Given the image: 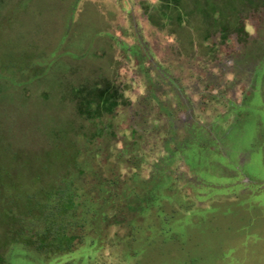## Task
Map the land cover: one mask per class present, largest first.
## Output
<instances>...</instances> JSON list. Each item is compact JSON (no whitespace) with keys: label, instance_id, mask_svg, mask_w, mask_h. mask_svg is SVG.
I'll list each match as a JSON object with an SVG mask.
<instances>
[{"label":"rangeland","instance_id":"374dc122","mask_svg":"<svg viewBox=\"0 0 264 264\" xmlns=\"http://www.w3.org/2000/svg\"><path fill=\"white\" fill-rule=\"evenodd\" d=\"M96 147L130 208L0 264H264V0H0V169Z\"/></svg>","mask_w":264,"mask_h":264},{"label":"trees","instance_id":"16d2710c","mask_svg":"<svg viewBox=\"0 0 264 264\" xmlns=\"http://www.w3.org/2000/svg\"><path fill=\"white\" fill-rule=\"evenodd\" d=\"M92 149L71 153L63 148L67 156L59 153L53 159L46 155L31 160L25 156L27 159L11 167L3 166L0 169L3 236L40 253L59 255L79 247L88 235L98 238L105 235L115 213L117 216L132 205V186L136 183L132 176L121 182L115 172L104 174L101 169L108 164L109 156L99 153L100 148H94V153ZM89 152L93 157L86 169L82 161ZM84 174L86 178L80 181ZM67 175L70 177L65 180ZM53 178L55 181L49 183Z\"/></svg>","mask_w":264,"mask_h":264},{"label":"clouds","instance_id":"9594fccd","mask_svg":"<svg viewBox=\"0 0 264 264\" xmlns=\"http://www.w3.org/2000/svg\"><path fill=\"white\" fill-rule=\"evenodd\" d=\"M249 31H251V29H249Z\"/></svg>","mask_w":264,"mask_h":264}]
</instances>
